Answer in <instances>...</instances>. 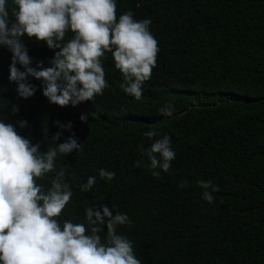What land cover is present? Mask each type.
Returning <instances> with one entry per match:
<instances>
[{"label":"trees","instance_id":"trees-1","mask_svg":"<svg viewBox=\"0 0 264 264\" xmlns=\"http://www.w3.org/2000/svg\"><path fill=\"white\" fill-rule=\"evenodd\" d=\"M116 2L118 16L131 10L137 20L150 19L158 40L157 66L142 98L122 90V74L106 52L108 87L93 101L52 104L43 95V81L32 76L28 82L36 92L25 99L9 81L12 53L0 46V118L39 142L41 152L73 133L83 145L56 159L73 192L58 218L61 225L83 223L88 206L106 205L132 221L117 231L133 242L142 264H264V0ZM8 5L15 6L12 0ZM72 37L69 32L65 39ZM22 40L32 67L52 66L55 50L46 42ZM169 102L175 107L170 117L159 112ZM13 105L18 114H11ZM19 120L28 126L20 127ZM149 130L159 135L149 139ZM58 131L62 136L54 141ZM164 134L176 157L170 172L157 169V179L140 146L148 148ZM101 168L114 171L115 178L101 179ZM53 176L37 183L47 190ZM89 176L96 183L82 192L79 185ZM201 180L219 186L214 203L202 199ZM181 181L188 186L181 188Z\"/></svg>","mask_w":264,"mask_h":264},{"label":"clouds","instance_id":"clouds-1","mask_svg":"<svg viewBox=\"0 0 264 264\" xmlns=\"http://www.w3.org/2000/svg\"><path fill=\"white\" fill-rule=\"evenodd\" d=\"M0 0V46L11 53L9 81L17 84L20 97L29 98L36 86L28 82L32 76L44 83L43 95L50 103L60 107L75 106L93 101L103 95L108 87L103 58L111 52L124 83L120 85L128 95L140 100L144 83L151 79L157 66L158 40L150 31L151 20H137L131 10L117 15L116 0ZM11 14V18H10ZM14 18V19H13ZM71 32L73 37L66 40ZM46 42L55 50L51 67L42 62L32 67V57L22 40ZM24 70H21V67ZM174 105L169 102L159 109L164 116H172ZM19 112L13 105L11 114ZM81 120L86 121L85 115ZM28 126L27 120L17 122ZM57 124L61 128L65 125ZM72 129L71 122L66 126ZM149 139L159 134L155 130L144 133ZM62 132L53 136L59 141ZM40 143L33 144L21 135L14 124L0 118V261L2 264H142L134 253L133 242L117 231L119 226L132 225L126 213L115 215L106 205L88 206L85 222L74 223L59 217L71 201L72 188L66 181L63 168L56 169V159L74 150L82 151L83 145L75 134L62 143L41 152ZM140 151L150 161L152 176L159 179L161 172L171 171V161L176 152L171 137L164 134ZM141 166L140 161L135 162ZM54 173L51 186L44 189L37 180ZM74 175V174H73ZM101 179L112 180L114 171L99 169ZM96 183L95 176L79 185L82 192H89ZM204 189L202 199L215 202L214 192L219 186L212 181H198ZM181 188L187 181H181ZM210 190V191H209ZM113 208L115 206L113 205ZM103 238L100 233L105 231Z\"/></svg>","mask_w":264,"mask_h":264}]
</instances>
